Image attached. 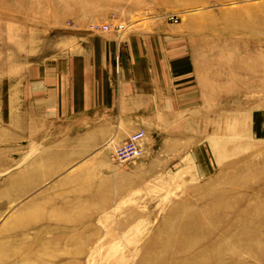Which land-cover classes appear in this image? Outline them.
Returning <instances> with one entry per match:
<instances>
[{
	"label": "rangeland",
	"instance_id": "374dc122",
	"mask_svg": "<svg viewBox=\"0 0 264 264\" xmlns=\"http://www.w3.org/2000/svg\"><path fill=\"white\" fill-rule=\"evenodd\" d=\"M151 29L197 67L192 107L128 163L58 141L30 84ZM0 264H264V0H0Z\"/></svg>",
	"mask_w": 264,
	"mask_h": 264
},
{
	"label": "crops",
	"instance_id": "0c3cea01",
	"mask_svg": "<svg viewBox=\"0 0 264 264\" xmlns=\"http://www.w3.org/2000/svg\"><path fill=\"white\" fill-rule=\"evenodd\" d=\"M87 37L70 60L58 61V82L40 77L29 86L58 116V141L99 150L148 134L192 107L197 67L182 52L163 51L159 30L134 31L123 41L113 34Z\"/></svg>",
	"mask_w": 264,
	"mask_h": 264
},
{
	"label": "built area",
	"instance_id": "2783aa9c",
	"mask_svg": "<svg viewBox=\"0 0 264 264\" xmlns=\"http://www.w3.org/2000/svg\"><path fill=\"white\" fill-rule=\"evenodd\" d=\"M170 20L173 21V18H171ZM99 28L101 29V27ZM116 29H119V27ZM142 138H143L142 131L132 134L120 146H117L113 149V153H112L113 159L116 162H120V163H128L130 161L139 159L143 152L140 145V140Z\"/></svg>",
	"mask_w": 264,
	"mask_h": 264
},
{
	"label": "bare ground",
	"instance_id": "6f19581e",
	"mask_svg": "<svg viewBox=\"0 0 264 264\" xmlns=\"http://www.w3.org/2000/svg\"><path fill=\"white\" fill-rule=\"evenodd\" d=\"M130 136H131V135H130ZM130 136H129V137H130ZM143 139H144V135H143V138L140 140V145L142 144ZM141 148H142V145H141Z\"/></svg>",
	"mask_w": 264,
	"mask_h": 264
}]
</instances>
